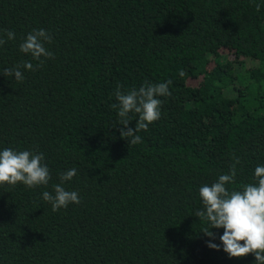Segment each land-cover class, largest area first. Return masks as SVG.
<instances>
[{
    "label": "trees",
    "instance_id": "obj_1",
    "mask_svg": "<svg viewBox=\"0 0 264 264\" xmlns=\"http://www.w3.org/2000/svg\"><path fill=\"white\" fill-rule=\"evenodd\" d=\"M40 28L54 58L0 74V151L43 153L51 179L0 188V264H255L208 248L195 214L235 159L229 190L264 165V0H0L15 33L0 72L37 63L19 45ZM168 80L161 118L128 144L117 86ZM73 168L80 203L53 212L43 192Z\"/></svg>",
    "mask_w": 264,
    "mask_h": 264
},
{
    "label": "clouds",
    "instance_id": "obj_2",
    "mask_svg": "<svg viewBox=\"0 0 264 264\" xmlns=\"http://www.w3.org/2000/svg\"><path fill=\"white\" fill-rule=\"evenodd\" d=\"M256 10H260L259 4L256 5ZM5 35L7 40L15 38L13 31L0 29V46L6 43ZM52 39L45 29H33L19 45V50L30 55L37 63L33 65L31 61H23L13 68L3 69L0 74L22 82L24 75L21 69L35 71L44 65L45 60L54 58V54L45 46L51 44ZM180 75L183 76L184 73L181 72ZM171 84V80L158 84L145 81L138 89L127 91H121L122 86H117L114 95L118 103L112 107L118 109V131L128 144L141 143L138 133L147 131L149 125L161 118L162 100L158 97L170 96ZM131 113L138 114L134 128L129 127L133 121ZM44 159L43 153L28 150L5 148L0 151V188L15 187L17 184L30 189L47 186L51 176ZM239 163L240 160L235 159L228 174L219 175L211 185L201 186L199 197L202 209L195 215L207 225L202 232L209 238L208 248L220 251L222 245L224 253L230 259L252 255L255 264H264V165L255 168L254 182L229 190L227 186L235 184L236 165ZM76 175L75 168L62 173L61 183L53 186L54 195L48 191L43 192V199L51 204L53 212L66 209L69 204L80 203L78 192L66 190L63 186L64 182L71 181ZM212 229H223V235L219 236L220 245L211 242L217 238Z\"/></svg>",
    "mask_w": 264,
    "mask_h": 264
}]
</instances>
